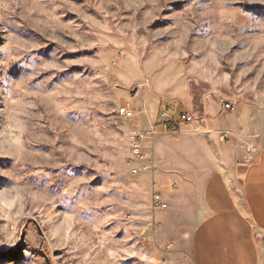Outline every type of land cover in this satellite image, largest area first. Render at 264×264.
Returning <instances> with one entry per match:
<instances>
[{"label": "rangeland", "instance_id": "rangeland-1", "mask_svg": "<svg viewBox=\"0 0 264 264\" xmlns=\"http://www.w3.org/2000/svg\"><path fill=\"white\" fill-rule=\"evenodd\" d=\"M157 100L264 113V0H0V264H167L127 166Z\"/></svg>", "mask_w": 264, "mask_h": 264}, {"label": "crops", "instance_id": "crops-1", "mask_svg": "<svg viewBox=\"0 0 264 264\" xmlns=\"http://www.w3.org/2000/svg\"><path fill=\"white\" fill-rule=\"evenodd\" d=\"M170 105L176 113L188 112L185 106L178 110ZM164 106L158 100L150 104L136 130L155 127L156 136L142 142L153 170L140 178L166 204L165 210L153 212L156 232L166 250H172L167 264H264V136H250L248 125L240 121L241 116L264 113L248 110L229 121L215 107L205 122L170 134L158 125ZM224 130H231L227 141L221 139ZM177 226L179 231L169 238L168 230Z\"/></svg>", "mask_w": 264, "mask_h": 264}, {"label": "built area", "instance_id": "built-area-1", "mask_svg": "<svg viewBox=\"0 0 264 264\" xmlns=\"http://www.w3.org/2000/svg\"><path fill=\"white\" fill-rule=\"evenodd\" d=\"M225 109L233 111V107L229 104L224 105ZM119 115L125 119L129 120L134 117V112L126 107H121L118 109ZM158 125L162 129L170 134H177L181 131L182 127L192 124L195 119L192 115L188 113H176L172 108L163 107L158 113ZM228 133L224 132L221 135L223 141L228 140ZM156 136L154 125L148 130H133L129 134L128 142V158L127 166L129 167V172L131 175H137L142 172H148L153 170L152 156L150 153L143 151L142 142L146 139H153ZM252 149L250 152H253ZM151 209L164 210L166 209V204L163 201L162 195L160 193H153L150 202ZM169 247H167L168 249Z\"/></svg>", "mask_w": 264, "mask_h": 264}]
</instances>
